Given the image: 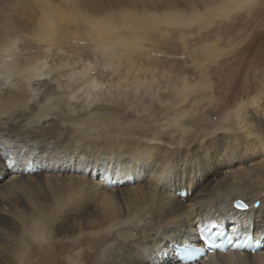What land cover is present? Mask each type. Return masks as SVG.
I'll use <instances>...</instances> for the list:
<instances>
[{
  "label": "bare ground",
  "instance_id": "obj_1",
  "mask_svg": "<svg viewBox=\"0 0 264 264\" xmlns=\"http://www.w3.org/2000/svg\"><path fill=\"white\" fill-rule=\"evenodd\" d=\"M237 1L0 0V81L13 90L20 82L33 95L55 90L69 104L55 126L45 112L32 113L28 120L35 131L21 136L25 113L12 111L9 101L16 98L0 86V158H6L0 160V264H19L43 232L53 258L57 242L67 247L63 264H79L77 241L90 235L99 242L100 233L105 234L93 264H180L173 246L210 220L236 234L251 231L263 245L194 264H233L241 256L264 264V189L251 187L264 177V92L239 101L230 111L233 121L230 115L214 119L206 107L199 115V100L177 109L165 99L154 130L136 131L124 127L115 107L101 103L102 91L87 79L94 70L80 57L89 48L111 66L116 46L131 50L121 29L136 41L142 39L137 29L158 21L182 23ZM103 27L117 29L103 38ZM78 35L86 38L85 46ZM110 78L109 86L117 87L115 67ZM127 78L130 83L133 76ZM188 88L172 92L183 97ZM29 167L32 173H26ZM43 250L41 245L33 253Z\"/></svg>",
  "mask_w": 264,
  "mask_h": 264
},
{
  "label": "rangeland",
  "instance_id": "obj_2",
  "mask_svg": "<svg viewBox=\"0 0 264 264\" xmlns=\"http://www.w3.org/2000/svg\"><path fill=\"white\" fill-rule=\"evenodd\" d=\"M188 17L189 21L183 20L182 23L158 21L157 26L137 29L136 32L142 36L138 41L127 29H121L130 41L131 50L123 44L116 46L112 51L115 55L110 60L111 66L103 60L104 57L89 48L83 50L81 59H87L94 70L87 79L102 91L106 99L101 103L115 107L113 111L124 127L129 126L136 131L154 130L160 116L159 106L165 99L169 107L177 109L181 108L180 104L189 106L192 101L199 100L195 105L201 106L196 112L199 115L206 107L213 109L214 119L217 115L218 119L219 116L229 119L230 115L229 120L233 121L230 111L239 101L250 100L258 92H264V0H238L230 9L201 10ZM116 29L103 27L100 34L105 38ZM78 37L79 44L85 46L86 38ZM71 54L74 55V50ZM114 67L119 70L117 87L115 82L109 86ZM127 76H133L130 83ZM185 86L189 88L183 97L172 92L174 87L181 91ZM108 87L113 91L111 96ZM87 98L85 93L82 101H87ZM251 187L264 189V177L254 179ZM261 199L254 204L259 205ZM104 234L100 233V236ZM48 236V232H43L42 241L38 240L24 251L26 253L20 257L22 260L18 258V263L63 264L67 247L57 242V254L53 258L48 254L50 250L45 248ZM101 237H95L99 242L90 235L77 241L80 251L76 253L75 260L79 264H93L97 260ZM41 245L44 250L33 253Z\"/></svg>",
  "mask_w": 264,
  "mask_h": 264
},
{
  "label": "snow or ice",
  "instance_id": "obj_3",
  "mask_svg": "<svg viewBox=\"0 0 264 264\" xmlns=\"http://www.w3.org/2000/svg\"><path fill=\"white\" fill-rule=\"evenodd\" d=\"M52 72L59 73V69L56 67H53ZM54 82V80H53ZM0 86L4 87V90L6 92L11 91L12 95L16 98L15 101H9L10 104H12V111H14L16 114H19L21 111L25 113L23 119L25 121H28L27 126L24 129H21L20 135H26L28 134V130L32 129V123L28 120V117L31 116L32 113L37 112L38 110L40 112H45L47 116V122L49 125L55 126L57 122L60 120L62 115H66V108L69 107L68 102L55 90L49 92L44 89H40L39 93L36 95H33L31 91L24 87V85L20 82L17 83V87L13 90L11 86L4 85L2 81H0ZM31 97V99H29ZM31 105L29 108L28 105ZM35 131V129H32ZM6 158H0V160H3ZM11 167L15 168L16 165L13 163ZM167 170V163L164 162L162 164L161 171L166 172ZM243 206V205H241ZM214 247H219L216 245H213ZM233 264H245V258L244 257H233Z\"/></svg>",
  "mask_w": 264,
  "mask_h": 264
},
{
  "label": "clouds",
  "instance_id": "obj_4",
  "mask_svg": "<svg viewBox=\"0 0 264 264\" xmlns=\"http://www.w3.org/2000/svg\"><path fill=\"white\" fill-rule=\"evenodd\" d=\"M241 257H243V256H241ZM245 264H250V262H248V261H245Z\"/></svg>",
  "mask_w": 264,
  "mask_h": 264
}]
</instances>
